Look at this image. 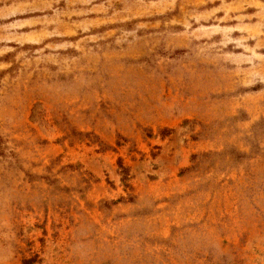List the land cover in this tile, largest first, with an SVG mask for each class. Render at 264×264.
<instances>
[{
  "label": "rangeland",
  "instance_id": "1",
  "mask_svg": "<svg viewBox=\"0 0 264 264\" xmlns=\"http://www.w3.org/2000/svg\"><path fill=\"white\" fill-rule=\"evenodd\" d=\"M264 264V0H0V264Z\"/></svg>",
  "mask_w": 264,
  "mask_h": 264
},
{
  "label": "trees",
  "instance_id": "2",
  "mask_svg": "<svg viewBox=\"0 0 264 264\" xmlns=\"http://www.w3.org/2000/svg\"><path fill=\"white\" fill-rule=\"evenodd\" d=\"M23 264H32V261L27 260V261H25Z\"/></svg>",
  "mask_w": 264,
  "mask_h": 264
}]
</instances>
